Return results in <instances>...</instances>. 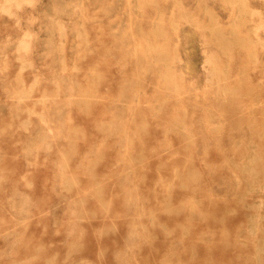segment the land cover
Here are the masks:
<instances>
[{"label": "rangeland", "instance_id": "1", "mask_svg": "<svg viewBox=\"0 0 264 264\" xmlns=\"http://www.w3.org/2000/svg\"><path fill=\"white\" fill-rule=\"evenodd\" d=\"M0 264H264V0H0Z\"/></svg>", "mask_w": 264, "mask_h": 264}, {"label": "bare ground", "instance_id": "2", "mask_svg": "<svg viewBox=\"0 0 264 264\" xmlns=\"http://www.w3.org/2000/svg\"><path fill=\"white\" fill-rule=\"evenodd\" d=\"M127 7H128V5H127ZM134 7H135V6H134ZM134 7H133V8H134ZM188 24H189V23H188ZM153 49H154V48H153ZM172 49H173V48H172ZM174 56H175V55H174ZM61 61H62V60H61ZM160 175H161V174H160ZM132 218H134V216H133ZM135 225H136V224H135ZM135 227H136V226H135Z\"/></svg>", "mask_w": 264, "mask_h": 264}]
</instances>
